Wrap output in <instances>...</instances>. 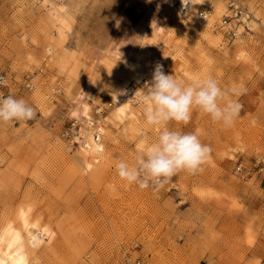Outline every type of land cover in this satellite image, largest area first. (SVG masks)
I'll list each match as a JSON object with an SVG mask.
<instances>
[{
  "label": "rangeland",
  "instance_id": "obj_1",
  "mask_svg": "<svg viewBox=\"0 0 264 264\" xmlns=\"http://www.w3.org/2000/svg\"><path fill=\"white\" fill-rule=\"evenodd\" d=\"M192 1L0 0V71L35 108L0 122V232L19 231L24 264H264V0ZM142 19V38L126 32ZM119 42L128 52L111 55ZM135 52H146L140 70ZM157 66L186 82L213 77L240 111L231 127L195 109L170 125L199 128L209 159L142 190L115 163L156 136L134 93ZM83 87L88 116L69 117ZM89 120L102 121L99 152L98 137L83 145Z\"/></svg>",
  "mask_w": 264,
  "mask_h": 264
},
{
  "label": "clouds",
  "instance_id": "obj_2",
  "mask_svg": "<svg viewBox=\"0 0 264 264\" xmlns=\"http://www.w3.org/2000/svg\"><path fill=\"white\" fill-rule=\"evenodd\" d=\"M0 86H6L3 78ZM231 91L238 94L235 88ZM227 95L211 76L186 82L164 74L157 66L147 91L135 93L136 102L142 106L143 127L155 131L156 136L142 138L131 160L115 163L118 178L142 190L150 186L159 190L180 171L193 174L201 170L211 152L201 140V130L184 132L170 125H187L195 109L213 122L231 127L240 105L227 99ZM34 115L33 107L24 99L0 94V122L28 121Z\"/></svg>",
  "mask_w": 264,
  "mask_h": 264
},
{
  "label": "bare ground",
  "instance_id": "obj_3",
  "mask_svg": "<svg viewBox=\"0 0 264 264\" xmlns=\"http://www.w3.org/2000/svg\"><path fill=\"white\" fill-rule=\"evenodd\" d=\"M180 2V7L184 6L187 4V6H190V4L193 3L192 0H186V3L183 2V0H179ZM150 12V9H147V14ZM211 16H207V18L205 19L208 20ZM123 21L122 18H120L117 21L118 23H121L123 25V23L121 22ZM146 20L142 19L139 20L133 27L132 30H128L126 28L127 33H135L136 36H138L139 38H142V36L144 35L145 31H146ZM125 31L122 32V38H126L128 35ZM128 39V38H126ZM127 41V40H125ZM126 44V43H125ZM127 45V44H126ZM124 44H122V42H119L118 44H116L114 46V48L111 50V55H119L120 52H122V48ZM127 47V46H126ZM125 47L124 50H126L128 52V49ZM126 52V53H127ZM130 53V52H129ZM131 54V53H130ZM146 52H135L132 55L134 56V62H135V67L137 70H140V65L142 60L145 57ZM126 56V55H123ZM133 58V57H132ZM125 86V85H124ZM129 92V91H128ZM126 93V92H125ZM128 93H126L127 95ZM135 94V93H134ZM87 95H88V89L86 87H83L81 89V93L78 96V98L75 100V102H73V104L69 107L67 114L69 117H79L80 115L84 114L88 116V112H89V105L87 103ZM125 97V95H124ZM128 97V96H127ZM129 98V97H128ZM128 105V100L126 98H122L120 100L115 99L114 100V115L116 117H119V115L126 109ZM102 121L101 120H96V124H98L95 133H89L88 135V140H84L83 141V145L87 148H90L93 143V149L95 152H99L101 149V144H100V133H101V127L99 124H101ZM96 137L98 138L96 139ZM91 138H95L96 140H93V142L91 143ZM20 217V216H19ZM21 222L22 225L24 226L26 224V221L24 220L23 216L21 218ZM34 237V236H33ZM32 240V237H31ZM20 241V234L19 231L12 229V228H4L2 229V231L0 232V264H24L25 262V258H24V253L22 252V248L21 245L19 244Z\"/></svg>",
  "mask_w": 264,
  "mask_h": 264
},
{
  "label": "built area",
  "instance_id": "obj_4",
  "mask_svg": "<svg viewBox=\"0 0 264 264\" xmlns=\"http://www.w3.org/2000/svg\"><path fill=\"white\" fill-rule=\"evenodd\" d=\"M26 77L28 78V75H26ZM0 78H3V80L6 82V86H0V94H3L5 96L10 95L9 92L7 91V89H6V87H7V77L1 71H0ZM25 84H26V87H28L29 89L32 88L31 82H29L28 80H26ZM58 90H59L58 88H52L51 89V97H49V101L50 102L54 101L53 96L58 93ZM30 106H32V105H30ZM108 106L109 105H107L106 107H108ZM32 107H33L34 113H35V108H34V106H32ZM88 123L90 124V126H93V124H94V122H92L91 120H89ZM72 124H75V122H73ZM94 126L95 127H94V130L92 131V133H95V130H96L98 124H96V125L94 124ZM85 134L86 133H82V135H85ZM65 135L68 136V137L70 136L68 132H66ZM259 163H260V158L257 157L256 158V164L258 165ZM259 170H262V167H260Z\"/></svg>",
  "mask_w": 264,
  "mask_h": 264
}]
</instances>
